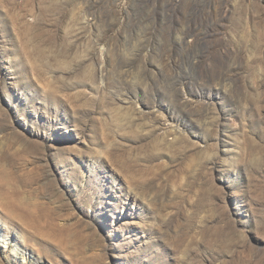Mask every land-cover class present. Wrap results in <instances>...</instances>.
<instances>
[{
  "label": "rangeland",
  "instance_id": "1",
  "mask_svg": "<svg viewBox=\"0 0 264 264\" xmlns=\"http://www.w3.org/2000/svg\"><path fill=\"white\" fill-rule=\"evenodd\" d=\"M0 264H264V0H0Z\"/></svg>",
  "mask_w": 264,
  "mask_h": 264
},
{
  "label": "trees",
  "instance_id": "2",
  "mask_svg": "<svg viewBox=\"0 0 264 264\" xmlns=\"http://www.w3.org/2000/svg\"><path fill=\"white\" fill-rule=\"evenodd\" d=\"M163 14L161 11H154L150 14V18L152 19V24H153V31L152 33L155 34L156 32L163 31ZM187 24L188 29H195L196 22L191 20H188L185 22Z\"/></svg>",
  "mask_w": 264,
  "mask_h": 264
},
{
  "label": "water",
  "instance_id": "3",
  "mask_svg": "<svg viewBox=\"0 0 264 264\" xmlns=\"http://www.w3.org/2000/svg\"><path fill=\"white\" fill-rule=\"evenodd\" d=\"M158 35H163L162 34V31H161V33L160 34H158ZM125 36L126 37H129L128 36V34H125ZM145 40H146V42H148V43H150V41H154L155 39L152 37V35H147L146 37H145ZM173 36H172V34H170L169 36H168V45L170 46L173 42Z\"/></svg>",
  "mask_w": 264,
  "mask_h": 264
},
{
  "label": "bare ground",
  "instance_id": "4",
  "mask_svg": "<svg viewBox=\"0 0 264 264\" xmlns=\"http://www.w3.org/2000/svg\"><path fill=\"white\" fill-rule=\"evenodd\" d=\"M3 242V241H2ZM4 244H6V242H3Z\"/></svg>",
  "mask_w": 264,
  "mask_h": 264
}]
</instances>
